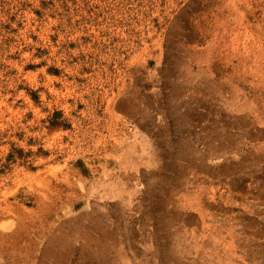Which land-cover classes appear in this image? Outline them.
Segmentation results:
<instances>
[{
	"label": "rangeland",
	"instance_id": "374dc122",
	"mask_svg": "<svg viewBox=\"0 0 264 264\" xmlns=\"http://www.w3.org/2000/svg\"><path fill=\"white\" fill-rule=\"evenodd\" d=\"M0 264H264V0H0Z\"/></svg>",
	"mask_w": 264,
	"mask_h": 264
}]
</instances>
